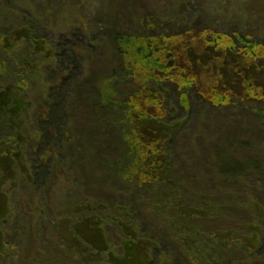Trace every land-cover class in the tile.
Listing matches in <instances>:
<instances>
[{
    "label": "trees",
    "instance_id": "obj_1",
    "mask_svg": "<svg viewBox=\"0 0 264 264\" xmlns=\"http://www.w3.org/2000/svg\"><path fill=\"white\" fill-rule=\"evenodd\" d=\"M123 1H131V12L120 14L118 29L114 23L112 30L93 32L81 24L67 37L75 42L85 36L86 45L68 43L53 49L42 30L45 25L41 18L54 10V0H0L2 194L11 197L6 183L19 181L29 186L35 205L46 192L49 209L51 197L56 206L62 207L69 200L87 199L84 206L89 208L75 216L85 214L86 219L97 220L104 234H108L110 220L119 223V241L114 236L106 251L95 245L90 249L91 253L104 252V264H115L114 256L123 257L116 256V248L124 244L134 250L132 264H165L163 260L170 257L174 245L164 243L171 227L163 207L173 189L198 209L197 200L210 203L212 216L225 220L234 235L247 230L256 236L257 248H249L238 236L222 243L221 249L236 252L237 243L242 255L239 263H264V257L257 260L264 254V152L261 146L252 149L264 137V38L260 29L259 34H253L243 25L249 9L237 13L240 19L222 27L204 14L191 20L188 4L181 0ZM20 30L28 35L12 36ZM107 52L115 65L101 61ZM163 87L173 93L172 106L157 93ZM76 105L87 109L77 123L72 117ZM196 106L199 114L249 112L258 122L257 130L246 128L237 136L224 130L216 138L213 133L210 140L201 136L194 140L193 148L189 140L181 138ZM147 120L171 124L164 125L167 128L161 132L141 125ZM73 122L80 125L76 161L85 179L83 194L71 191L72 184L66 182L67 152L73 151L68 134ZM252 135L257 139L248 140ZM220 145L226 146L230 157H241L249 164H224L221 168L217 151ZM193 159L196 163L190 164ZM19 161L21 166L26 161L28 173L22 171ZM243 179L253 188L242 189L239 181ZM160 185L166 195L156 197L155 188ZM222 188L228 193H222ZM245 193L248 197L243 199ZM179 200L175 201L177 205ZM146 201L153 203L148 217L162 221L156 227L161 233L158 237L147 229L152 223L146 222L144 212L138 211ZM8 219L6 216L0 224L7 225ZM173 238L172 231L169 239ZM202 242L203 237L201 242L198 238V245ZM59 245L42 248L37 243L38 259L30 256L27 264L56 262L53 254ZM228 258L221 264H230ZM67 259L70 264L84 262L74 260V255ZM13 260L0 254L1 263ZM197 263L194 258L190 264Z\"/></svg>",
    "mask_w": 264,
    "mask_h": 264
},
{
    "label": "rangeland",
    "instance_id": "obj_2",
    "mask_svg": "<svg viewBox=\"0 0 264 264\" xmlns=\"http://www.w3.org/2000/svg\"><path fill=\"white\" fill-rule=\"evenodd\" d=\"M181 2H186L188 4L187 15L191 20L196 19L200 14H204L210 18L214 25L222 27H227L229 22L240 19L237 13L245 12L249 9L246 14L248 20L246 21L245 18L243 25L253 34H259L257 31L260 29V36L264 38V0H181ZM54 4V10L41 18L45 25V29L42 30L47 34L50 40H47V42L48 44H52L53 49H56L60 45H67L68 43L86 45L88 39L85 36L77 38L75 42H71L72 39L69 40L70 38L67 37L70 31L76 30L81 24L86 25L93 32L98 29L100 31L112 30L114 23L119 25L116 27V29H118L121 26L120 14L130 15L132 6L131 1L125 4L124 1L120 2V0H54L53 5ZM53 5H50V7ZM119 5H122L120 9ZM27 35L28 33L22 30L12 34L15 38L21 36L26 37ZM104 55L101 61L105 60V62L107 61L109 64L112 63L115 65L110 52ZM93 61L95 60L93 59ZM205 65L206 64L202 63L203 67H205ZM224 65L226 67L228 66L227 61ZM157 93L161 95V98L166 99L169 105L172 106L174 104L173 93L171 90H168V87L161 88ZM197 109L198 107L196 106L191 111L190 117L187 120V124L190 126L185 128L184 132H182L183 137L181 138V140L184 138L189 140L193 148H196L194 140L201 136H204L203 140H210L214 138L212 135L213 133H215L216 138L222 135L224 130L229 133H234L235 136L241 135V133L243 134V130L246 128H254L257 130L255 125H258V122L249 112L240 111V114L237 112L228 115L230 111L224 110L215 114L209 111L199 114V110ZM86 114L87 109H82V107L77 108L76 105V110L73 111L72 117L77 123V121L82 120ZM199 115H201V118L197 122V125L192 126ZM73 124L68 134V139L73 143V145L69 147L73 151L67 152L66 159H68V168L65 169V173L68 179L66 182H70V185L72 184L71 191L74 190L77 191L76 193L83 194L85 191V179L81 177L79 163L76 161L80 145L77 140V131L80 125H76L74 122ZM169 124L166 122L147 120L143 121L141 125L149 129H157L163 132L167 128L164 125ZM60 132L63 133L62 127H60ZM255 139L257 138L254 135L248 137V140ZM175 141H177V139ZM173 144L182 149L181 146L177 145L179 143L174 142ZM182 144L184 145V143ZM259 147L264 152V137H261V144L253 146L252 149L256 151L259 150ZM217 151L219 153L218 166L220 165L221 168L224 164L233 165L237 163L245 166L249 164L246 159H242L241 157L239 158L235 155L230 157L224 145H220ZM70 152L72 153L70 154ZM179 152L183 157L182 151L179 150ZM70 155L75 157H71V159ZM19 157L20 155H18V158ZM191 162L189 161L190 164H195L196 160L193 159ZM178 163L181 165L179 160ZM18 164L21 166L20 161ZM27 166L25 161L20 168H22V171L28 173ZM51 176L52 174L49 175V178ZM169 182L166 183L169 184ZM13 183H6L10 188L11 197L2 194L0 189V222L6 216H9L7 225L0 224V252L4 255L11 256L14 260L6 263L0 262V264H27L30 256L34 258V260L38 259V251L40 248L36 246L37 243H39L42 248L57 247V244H60L53 254V258H55V256L57 257L55 258L56 262L53 263L52 260L50 264H70L68 263L67 256L70 258L73 255L74 260L77 258L81 261L83 260V264H104L103 255L105 254L101 251L108 250V242H111L114 236L116 237V241H119V234L117 235V225L119 226V223L113 220L114 218L110 220L112 224L109 226L108 234H104L97 220L86 219L85 214L82 213V215L75 216L76 212L89 208L88 206H84V203L88 201L87 199L69 200L66 205L62 207L56 206V202L53 200L54 197H51L50 202L52 204V209H49L47 207L49 201H47L46 192H42L40 202L38 205H35L36 198L33 196L29 186H26L24 182L19 183V181H14ZM239 185H243L242 189L253 188V184L245 179L239 181ZM225 190V188H222V193H226L227 191ZM155 191L157 193L156 197L162 193L165 194L162 185L156 186ZM151 193H153V191ZM174 193H176L175 198L173 197ZM166 197L168 198V203L167 206L163 207V212L169 217L168 224H170L171 230L170 233L168 232L167 240H165L164 243L169 244V242H173L174 247L170 252V257L164 258L163 261H166L165 264H169V262L171 264V259L174 264H190L194 261V258L197 259V264H221V260L227 259L228 257L231 259L230 264H237L236 261L239 263L242 257V255L238 253L240 247H236L239 245H237V243L234 245V250L237 253L232 250H223L224 248L221 249V246L222 243L228 242L230 238H237L238 236L240 241H245L246 245L251 246L249 248H257L256 236L247 232V225L243 227L246 230L245 232H236L235 234L237 235H234L233 232L228 231V224H225V220H220V218L215 219L212 216L210 209L211 204L206 201L204 204L203 199L197 200V203L200 202L198 209L196 205L185 202V197H182L179 191L171 189L169 197ZM241 197L245 199L248 197V193L243 194ZM179 198H182L184 202H181L182 199L179 200ZM176 200H179L178 205L175 203ZM238 200L240 201L242 199L239 197ZM151 201L156 200L153 199ZM151 201L142 203L138 211L144 212L146 222L149 221L152 223L151 227L147 229L150 233L154 231V234L158 237L161 233L158 230L156 231V227L162 221L148 217L147 213L152 211L150 209L153 205ZM193 216L198 217L193 218ZM198 218L200 221H198ZM137 219L141 221V219ZM235 222H237L236 219ZM197 225L199 226V230ZM172 231L174 232V238L169 239ZM147 235L149 236L150 234L148 233ZM202 237L203 242L198 245V238L201 242ZM144 238L146 237L144 236ZM226 238L228 239L226 240ZM2 242L4 243V247L1 249ZM90 245L92 247H90ZM94 245L96 249L101 246L102 250H95V253H91L90 249H94ZM124 245L123 248H116V256L123 257L115 258L114 256V259H116L115 264L132 262L131 254L134 250L132 246L128 244ZM173 250L175 251L174 254L172 252ZM136 254L138 255V253ZM202 254L206 256H202ZM41 255L42 251L40 252V256ZM108 255L109 258L112 256L111 254ZM261 257H264V254L257 260H263ZM111 263L114 264L113 262ZM251 263L252 262L249 261L248 264ZM35 264H39V262Z\"/></svg>",
    "mask_w": 264,
    "mask_h": 264
}]
</instances>
